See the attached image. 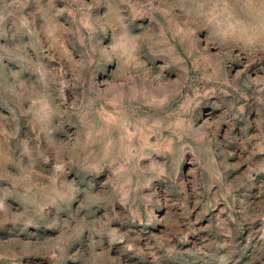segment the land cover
<instances>
[{"label": "clouds", "instance_id": "1", "mask_svg": "<svg viewBox=\"0 0 264 264\" xmlns=\"http://www.w3.org/2000/svg\"><path fill=\"white\" fill-rule=\"evenodd\" d=\"M262 174L264 0H0V264H249Z\"/></svg>", "mask_w": 264, "mask_h": 264}, {"label": "rangeland", "instance_id": "2", "mask_svg": "<svg viewBox=\"0 0 264 264\" xmlns=\"http://www.w3.org/2000/svg\"><path fill=\"white\" fill-rule=\"evenodd\" d=\"M235 159L236 158H233L232 162H235ZM189 163L191 162L189 161ZM246 167H247L246 165H242L240 170ZM181 169L183 170V164L181 165ZM188 172L189 173L191 172V168L188 169ZM250 193H251V190H249V192L244 193L241 198L242 199L246 198L249 204L255 206L259 202V191L257 190L255 195H251ZM222 207L223 205H218L216 209H213L212 212L208 213V215L204 219H202L199 223L201 225H207L210 222L211 218L217 213H219ZM161 211L163 212L164 215L168 214L166 210L162 209ZM193 218H195V216ZM261 227H264V224H262L261 221L257 220L254 223V225H252L251 227L246 226L244 232L241 233V236L244 239V242L246 244H249V247L247 250H242L239 253V255L247 254L249 256V264H251V257H253L257 253L260 246L264 245V240L259 239V235H260L259 229Z\"/></svg>", "mask_w": 264, "mask_h": 264}]
</instances>
